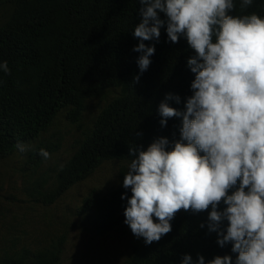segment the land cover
<instances>
[{
  "label": "trees",
  "instance_id": "16d2710c",
  "mask_svg": "<svg viewBox=\"0 0 264 264\" xmlns=\"http://www.w3.org/2000/svg\"><path fill=\"white\" fill-rule=\"evenodd\" d=\"M234 2L232 15L255 13L264 18V0H253L243 11L240 0ZM140 7L138 0H0V63L7 61L11 70L0 71V162L22 157L21 194L27 211L53 207L72 187L111 162L115 184L90 192L75 216L95 235L116 231L126 225L127 199L121 196L131 197V190L123 188L133 158L129 148L146 150L166 137L170 150L179 140L182 117L170 118L162 127L158 107L171 94L169 106L185 111L195 78L187 61L195 52L184 37L170 42L165 23L158 41H144L155 53L141 74L137 60L143 53L133 51L140 43L133 36L141 21ZM90 102L98 111L83 125ZM60 116L82 132L73 153L52 165L51 157L61 145L43 135ZM18 142L28 150L20 152ZM40 149L50 158L41 157ZM210 211L180 210L170 222V233L151 245L144 240L134 245L125 264H182L186 254L191 264L199 256L208 264L225 255L235 264L231 244L220 247L217 233L208 229ZM227 224L223 221L221 228ZM71 226L76 224L27 212L19 219H0V264H60Z\"/></svg>",
  "mask_w": 264,
  "mask_h": 264
},
{
  "label": "clouds",
  "instance_id": "9594fccd",
  "mask_svg": "<svg viewBox=\"0 0 264 264\" xmlns=\"http://www.w3.org/2000/svg\"><path fill=\"white\" fill-rule=\"evenodd\" d=\"M141 21L133 51L142 74L151 64L154 46L167 25L168 40L184 37L195 56L187 63L195 78L185 111L170 107L167 94L159 104L162 127L182 117L180 138L154 140L146 150L129 148L133 157L123 179L131 190L124 223L146 245L172 231L180 210L199 213L211 208L208 229L220 247L231 244L235 264H264V18L232 15L234 0H138ZM253 0H240L243 11ZM163 13L166 20L160 18ZM0 71L10 74L7 61ZM136 81L139 76L134 77ZM177 103L180 98L175 97ZM28 145L17 143L20 152ZM45 160L50 153L39 150ZM63 167V166H61ZM231 191V194L229 192ZM224 204L223 210H218ZM227 220L226 229L221 228ZM200 227H204L203 224ZM184 255L182 264H191ZM196 264H205L199 256ZM208 264H233L230 255Z\"/></svg>",
  "mask_w": 264,
  "mask_h": 264
},
{
  "label": "rangeland",
  "instance_id": "374dc122",
  "mask_svg": "<svg viewBox=\"0 0 264 264\" xmlns=\"http://www.w3.org/2000/svg\"><path fill=\"white\" fill-rule=\"evenodd\" d=\"M95 105L94 102L87 105L83 125H87L98 111ZM81 132V128L66 122L60 116L55 125L43 135V138L58 140L61 145L59 151L51 157L52 165L64 162L73 153ZM21 167L22 157L18 155L0 162V219H19L27 212L28 216L48 215L76 224L68 230L60 264H125L132 247L144 240L142 237H135L128 225L105 236L95 235L75 216L77 207L85 196L92 191H105L115 184L116 167L111 162L105 163L88 179L72 187L53 207L46 210L38 207L30 209H34V212L27 211L29 206L21 194Z\"/></svg>",
  "mask_w": 264,
  "mask_h": 264
}]
</instances>
